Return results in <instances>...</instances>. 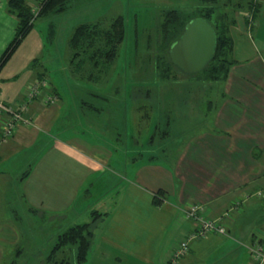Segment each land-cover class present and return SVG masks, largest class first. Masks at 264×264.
I'll return each instance as SVG.
<instances>
[{
    "label": "crops",
    "instance_id": "0c3cea01",
    "mask_svg": "<svg viewBox=\"0 0 264 264\" xmlns=\"http://www.w3.org/2000/svg\"><path fill=\"white\" fill-rule=\"evenodd\" d=\"M5 1L0 0V53L16 22ZM25 1L30 9L37 4ZM258 10L233 14L228 27L233 62L220 86L224 100L195 122L197 130L185 137L190 142L195 136V142L186 156L171 159L176 158L173 165L152 156L169 153L165 146L159 152L161 143L154 145L152 132L140 146L136 140V152H130L133 145L111 138L98 104L60 99L59 82L46 72L44 37L35 22L40 16H35L0 67V97L6 103L23 100L26 88L44 79L55 99L32 96L27 100L30 121L18 123L0 140V264L8 250L45 227L55 236L79 223V212L96 202L108 207L93 209L100 214L89 222L85 260L73 256L77 264H170L173 248L193 223L181 212L190 202L199 204L207 218L228 211L226 230L188 240L178 264H247L245 244L254 231L264 232V22L255 15ZM119 120L113 113L112 123ZM177 125L178 131L189 128L186 122ZM168 132L167 127L160 135ZM144 150L147 156L140 157ZM156 189L164 198L153 204ZM32 217L42 224L32 226ZM64 249L62 244L55 251L62 257L54 260L67 264Z\"/></svg>",
    "mask_w": 264,
    "mask_h": 264
},
{
    "label": "rangeland",
    "instance_id": "374dc122",
    "mask_svg": "<svg viewBox=\"0 0 264 264\" xmlns=\"http://www.w3.org/2000/svg\"><path fill=\"white\" fill-rule=\"evenodd\" d=\"M225 1L69 0L67 6L60 12L40 15L35 20L44 37L45 48L42 56L48 61L46 63L48 66L45 65L46 72L50 79L59 82L57 87L60 88L58 90L62 101L72 103V100H75L78 103L80 99H83L85 103L98 104L102 108L98 113L104 116L105 128L110 130L111 135L114 134L111 136L113 140L127 143V147L133 145L130 152H136V140L140 146L141 141L145 140V136L150 131L154 145L161 143L162 150L159 147V152L164 151V146L169 150L167 155L156 152L152 156L173 165L176 158L173 162L171 159L186 156L190 150V144L195 142V136L190 142H186L185 138L187 134L197 130H194L195 122L202 120L210 106L220 105L224 97L220 96L221 79H196L195 76L184 74L173 65L168 68V76L162 74L161 68L167 67L165 66L167 57L159 50V24L162 13L170 8L189 13L195 7L209 4L223 9ZM257 1L260 4L255 15L261 16L264 22V0ZM243 9V7L235 9L233 14L236 15L235 13ZM115 14H120L124 20V35L118 43L115 57L104 78L100 82L73 80L66 67L69 54L66 41L70 31L81 21L94 20L101 16L107 20ZM113 113L115 118L118 116L120 119L117 125L112 123ZM134 114L138 116V135L136 124H132ZM128 116L129 119L132 117L131 125L128 122ZM148 118L149 121L144 125ZM180 122H186L189 128L178 131L177 124ZM149 123L154 124V127L151 125L149 127ZM202 124L199 123L200 126ZM167 127L169 135L162 137L160 134ZM139 156L146 157L147 153L144 150ZM107 207L108 202L104 206L97 202L92 203L88 206L87 212H79L77 222L89 221L92 215L91 210L98 208L101 211ZM262 208L264 209V205ZM255 222L260 220L257 219ZM30 224L38 226L42 223L37 217L34 219L32 217ZM40 231L27 239L25 244L21 241V245L18 244L20 246L17 245L14 250H8L2 263L54 264L51 260L59 259L62 255L57 252L52 255L51 260L47 258L51 244L55 240L53 230L45 227ZM63 248H65L63 256L67 258V264H77L73 260L74 243L63 244ZM92 253V250L90 252L88 250L86 257L90 258L93 256Z\"/></svg>",
    "mask_w": 264,
    "mask_h": 264
},
{
    "label": "trees",
    "instance_id": "16d2710c",
    "mask_svg": "<svg viewBox=\"0 0 264 264\" xmlns=\"http://www.w3.org/2000/svg\"><path fill=\"white\" fill-rule=\"evenodd\" d=\"M68 1L37 0V13L32 16V12L25 0H6V10L14 15L16 22L12 38L0 53V67L5 63L6 58L12 53L23 35L32 26V19L35 16L60 12L67 6ZM223 4L225 6L223 9L209 4L195 7L189 13L181 12L175 8L163 11L162 20L159 24V50L167 57L165 60V66L167 67L163 66L161 68L164 76H168L170 65L176 66L171 63L167 54V48L182 31L184 22L194 15L206 18L214 29L215 45L213 55L205 63L206 65L196 72L187 73L181 71L184 74L195 76L196 79L205 80H220L227 76L228 69L233 62V58L231 57L232 39L228 28L234 21L233 10L243 7L251 11L253 15L258 9L259 3L257 0H226ZM123 24L124 20L122 16L115 14L107 20L104 17H99L94 20L81 21L72 28L66 41L69 47L66 67L73 80L102 81L115 57L118 43L123 38ZM163 198L162 190L156 189L151 201L153 204H158ZM91 211L92 215L89 221L72 223V225L65 227L60 232H56V239L50 247L51 250L47 258L52 257L62 244L74 243V259L77 262L85 260V254L91 237L89 222L93 221L100 214L97 210ZM64 261L66 260L62 259L56 262L62 264Z\"/></svg>",
    "mask_w": 264,
    "mask_h": 264
},
{
    "label": "built area",
    "instance_id": "2783aa9c",
    "mask_svg": "<svg viewBox=\"0 0 264 264\" xmlns=\"http://www.w3.org/2000/svg\"><path fill=\"white\" fill-rule=\"evenodd\" d=\"M38 3L30 9L32 16L37 12ZM248 14V11L245 12ZM48 85L44 79L34 80L25 90V99L14 102H4L0 97V140L8 138L12 134L13 128L20 122H29L27 115V100L32 96H40L42 101L51 102L55 98L47 89ZM236 207V205L231 206ZM182 216L186 219H192L193 223L190 232L185 238L180 240L179 244L173 248L169 263L178 264L180 254L186 251L187 241L194 237H201L208 232H225L226 225L223 219L228 215V211L213 218H207L202 214V207L197 203H186L181 207ZM246 252H248L247 264H264V232L254 231L252 233L251 242L245 244Z\"/></svg>",
    "mask_w": 264,
    "mask_h": 264
},
{
    "label": "water",
    "instance_id": "95a60500",
    "mask_svg": "<svg viewBox=\"0 0 264 264\" xmlns=\"http://www.w3.org/2000/svg\"><path fill=\"white\" fill-rule=\"evenodd\" d=\"M181 30L167 48V54L180 70L193 73L203 68L213 55L214 29L206 18L194 15L184 22Z\"/></svg>",
    "mask_w": 264,
    "mask_h": 264
}]
</instances>
